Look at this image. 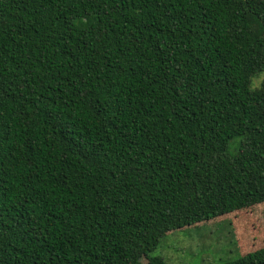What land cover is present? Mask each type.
Listing matches in <instances>:
<instances>
[{
	"label": "trees",
	"instance_id": "obj_1",
	"mask_svg": "<svg viewBox=\"0 0 264 264\" xmlns=\"http://www.w3.org/2000/svg\"><path fill=\"white\" fill-rule=\"evenodd\" d=\"M260 75L264 0H0V264H166L264 203Z\"/></svg>",
	"mask_w": 264,
	"mask_h": 264
},
{
	"label": "rangeland",
	"instance_id": "obj_2",
	"mask_svg": "<svg viewBox=\"0 0 264 264\" xmlns=\"http://www.w3.org/2000/svg\"><path fill=\"white\" fill-rule=\"evenodd\" d=\"M263 80V75L254 78L253 88H259ZM254 250L264 251V203L228 214L213 225L173 231L152 255L166 264H222ZM137 263L148 261L142 257Z\"/></svg>",
	"mask_w": 264,
	"mask_h": 264
}]
</instances>
